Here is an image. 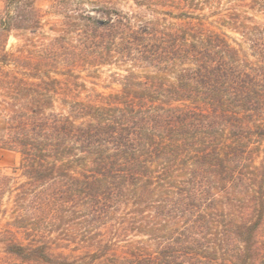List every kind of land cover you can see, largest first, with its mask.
Listing matches in <instances>:
<instances>
[{
    "label": "trees",
    "instance_id": "trees-1",
    "mask_svg": "<svg viewBox=\"0 0 264 264\" xmlns=\"http://www.w3.org/2000/svg\"><path fill=\"white\" fill-rule=\"evenodd\" d=\"M3 1L0 264H264V0Z\"/></svg>",
    "mask_w": 264,
    "mask_h": 264
},
{
    "label": "rangeland",
    "instance_id": "rangeland-1",
    "mask_svg": "<svg viewBox=\"0 0 264 264\" xmlns=\"http://www.w3.org/2000/svg\"><path fill=\"white\" fill-rule=\"evenodd\" d=\"M57 1L67 4L69 10L81 8L85 10H92L94 6L98 8H116L117 10L127 12L132 8L131 4L115 3V0H33L34 7L38 10L41 17L40 25L36 27L35 32L29 33V31H13L8 35L5 42L6 51H14L18 46L22 45L29 40L33 41L37 45L45 44L48 40L54 38L58 34V30L61 26L63 19L62 14L58 13L57 9L53 8V4ZM27 3L26 0L23 2ZM57 3V4H59ZM5 4L3 0H0V12L5 10ZM13 7H11L10 13L13 15ZM232 37L237 38L236 35L231 34ZM113 73L122 75L124 72L122 69L115 66H104L97 70L98 78L92 79L98 84L95 87L96 92L108 93L110 89H105V86H110L111 89L116 90L118 86L116 84H110V75ZM86 75L81 73V76ZM89 80V79H88ZM88 87L92 85L87 83ZM4 120L0 117V136L3 134ZM19 162V156L13 152L0 150V171L5 174H10L14 167H17Z\"/></svg>",
    "mask_w": 264,
    "mask_h": 264
}]
</instances>
